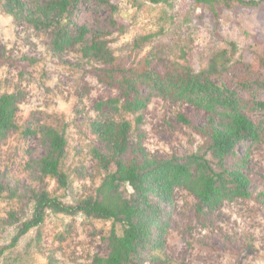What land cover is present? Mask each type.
I'll return each mask as SVG.
<instances>
[{
    "label": "rangeland",
    "instance_id": "1",
    "mask_svg": "<svg viewBox=\"0 0 264 264\" xmlns=\"http://www.w3.org/2000/svg\"><path fill=\"white\" fill-rule=\"evenodd\" d=\"M84 5L78 16L85 23L95 26L113 17L116 26H123L122 33L113 28L109 47L124 66L135 68L149 54L166 65H183L180 54L186 52L191 70L199 73L207 69L212 55L227 49L235 50L229 73L233 71L239 78L260 77L264 82V4L210 9L192 0H166L156 5L148 0H92ZM149 35V44L135 58V52L129 53L133 41ZM50 41L48 32L14 23L3 13L0 0V95L21 96L14 117L17 129L0 141V184L8 189L0 196V248L9 245L16 232V225L7 224L9 214L20 221L31 215V204L25 203L27 191L44 189L63 203L75 205L94 196L104 178L92 155L100 145L90 123L98 119L95 104L118 97L120 92L102 82L98 62L82 57L77 48L57 54ZM244 91L247 115L264 127V113L248 111L253 101H264V88ZM110 115L116 122L128 121L131 139L136 142L142 135L144 149L156 158H184L204 143L178 117L198 127L206 123V115L182 100L151 99L138 126L134 115L122 111ZM43 126L62 133L67 142L60 165L67 175L65 189L55 179L40 180L34 168L33 161L46 151L38 134ZM27 129L35 134H26ZM236 154L245 157L241 168L250 181L251 197L224 202L200 215L195 211V198L176 189L170 204H158L164 234L154 241L156 247L150 242L130 264H264V203L256 200L258 194H264V136L258 143L241 144ZM235 161L228 160L227 166L235 167ZM9 190L16 193L12 199L7 198L13 194ZM152 202L159 201L152 198ZM112 231L121 235L122 225L82 214L48 212L39 227L3 252L0 264H91L94 256L107 255ZM154 232L160 231L154 228Z\"/></svg>",
    "mask_w": 264,
    "mask_h": 264
},
{
    "label": "trees",
    "instance_id": "2",
    "mask_svg": "<svg viewBox=\"0 0 264 264\" xmlns=\"http://www.w3.org/2000/svg\"><path fill=\"white\" fill-rule=\"evenodd\" d=\"M91 1L1 0L3 13L14 23L38 33L48 32L53 52L62 54L77 48L82 57L102 65V82L116 87L120 93L118 97L96 103L98 119L90 123L100 145L92 150V155L104 172L94 196L68 205L44 189L27 191L25 203L30 202L31 215L20 221L14 213L9 214L7 224L16 225V232L10 244L0 248V257L30 230L39 227L50 212L67 216L82 214L88 219L121 224V235L112 231L107 238V255L94 256L91 264H130L146 245L164 234L165 225L159 221L158 204H170L176 189L185 190L195 198V211L200 215L217 209L224 202L251 197L250 181L241 168L245 157L237 158L236 149L246 142L258 143L264 136V127L253 122L243 106L244 89L264 88L263 79L239 78L233 71L229 73L235 50L229 52L227 49L212 55L207 69L199 73L191 70L186 52L180 54L183 65H166L156 55L149 54L143 56L135 68L124 66L109 47L113 28L122 33L123 26H116L113 17L91 26L78 16L80 6ZM148 1L156 5L166 0ZM192 1L210 9L218 5L257 7L264 4V0ZM150 40V35L134 40L129 53L135 52L137 58ZM20 98L19 93L0 95V141L17 129L14 117ZM153 98L182 100L203 112L207 121L202 126H193L181 115L178 119L203 138L204 143L191 149L184 158H156L144 149L140 142L142 135L134 139L136 142L131 139L128 121L116 122L110 115L119 111L134 115V124L138 126L142 122L141 112ZM248 111L264 113V101H253ZM25 133L35 134V131L27 129ZM38 134L46 151L33 161L37 176L40 180L55 179L59 187L65 189L67 175L60 168L67 145L64 135L47 126L40 127ZM230 159L236 160L235 167L227 166ZM6 191L8 189L0 184V196ZM15 194L7 198L12 199ZM152 198L159 202L153 204ZM256 200L264 203V194H258ZM154 228L160 232H154ZM152 247H156V242Z\"/></svg>",
    "mask_w": 264,
    "mask_h": 264
}]
</instances>
